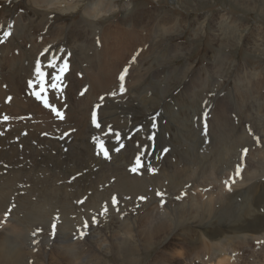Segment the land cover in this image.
<instances>
[{"label":"rangeland","instance_id":"rangeland-1","mask_svg":"<svg viewBox=\"0 0 264 264\" xmlns=\"http://www.w3.org/2000/svg\"><path fill=\"white\" fill-rule=\"evenodd\" d=\"M90 1L93 0H72L73 5L77 6L75 11L59 14L30 8L26 0H0V39L4 40L0 47L5 48L7 42L12 43V49L20 52L17 55L21 58V65L25 68L26 64L32 65L30 71L37 61L40 64L46 61L58 64L53 70L46 63L42 71L44 75L33 78L26 74L23 76L25 69L18 64L12 69L8 67L2 70L1 66L5 64L0 60V75H3L0 80L25 82L26 91L19 81L21 91L26 97H31L22 104V108L27 113L25 108L37 114L52 115L58 124L63 123L66 127L62 126V129L60 126L57 132L56 128L50 127L44 130L49 132H43L33 123L28 129L16 130L13 138L29 140L30 145L39 150H35L36 158L41 161L14 157L12 161L2 163L0 158L3 164H0V241L4 242L2 250L8 249L6 252L19 256L18 262L14 259L10 263L78 264L76 260L84 255L82 251L88 256L84 264L209 263L202 249L191 252L186 249L190 245L182 246L180 241L172 244L176 237L169 230L177 224L175 228L180 226L177 232L186 239L198 241L202 238L210 245L209 249L215 250L218 246L213 247L212 244L219 243L217 237L226 241L241 227L244 228L239 236L263 234V240L260 237L251 243L236 245L238 239L234 240L232 249L227 247L229 249L224 250L230 258L224 255L220 257L229 260L222 264H264V0H108L117 10L108 16L93 19V28L87 24L82 30L87 38L93 39L90 35L98 29L113 28L120 44L129 37L127 32L148 42L152 40L154 32H158V37L155 36L157 49L150 48L146 43H138L124 66L120 68L118 59L113 61L111 71L105 73L112 80L111 83L102 87L97 94L99 96L91 95L84 105L81 104L82 99L80 102L78 98L81 93L84 94L85 86L90 84V71L77 68V63L70 60L79 52L76 50L78 46H83V37L75 38L77 47L73 49L67 31L59 35L54 33L60 26L67 29L77 24ZM1 10H4L3 13ZM138 13L142 16H138ZM18 15L25 19L10 28L11 21ZM151 15L154 18L152 21L134 29L137 16L147 21ZM44 16L55 24L45 21ZM123 17L133 19V25L129 26H133V30L127 31L122 27ZM162 19H170L176 24L165 22L168 26L161 27L162 30L153 27ZM35 24L37 28L45 27V32L53 26L54 32L39 37L34 29ZM6 31L11 35L4 37ZM25 31L33 37L24 34ZM65 40L67 43H64ZM28 43L34 50H28ZM53 44L55 46L51 48ZM98 46L102 48L101 44ZM87 49L82 53L88 59ZM47 56H52V59H47ZM136 56L142 59L141 66ZM65 61L67 70L60 80H54V76L60 75L59 69ZM125 67L128 68L123 81L125 91L121 92L119 74ZM138 67H141L139 73ZM82 72H86L88 78ZM29 80L33 82L31 88L28 87ZM53 84L57 87L53 88ZM37 93L41 99H37ZM7 98L4 103H7ZM45 100L48 107H45ZM80 105L86 110L88 106L89 113L87 117L84 114L79 118L82 121L76 122L77 128L74 124L71 127V117L62 119L51 111L55 107L62 113L61 110L69 106L77 110ZM8 110L12 116L20 113L14 108ZM93 113L99 127L93 123V115H90ZM211 121L214 125L210 124ZM83 128H86L85 131ZM46 135L49 136L47 140ZM200 139L203 144L197 146ZM234 141L238 142L230 148L226 147ZM10 142L9 147L13 149L15 144L12 146L14 142ZM78 144L81 145L79 150L82 155L74 151ZM204 144H208V149ZM218 145L227 149L229 162L225 163L226 159L223 161L219 156L215 158V155L214 160L209 158V150L212 148L213 154ZM9 147L6 145V148ZM193 147H196L199 155L206 154L207 169L203 173L194 171V177L180 180L184 173L182 163H179L175 172L182 184L170 185L168 177L162 173L166 170L163 161L169 158L172 149L189 153ZM105 149L108 150V158L104 156ZM244 149L248 150L246 154ZM137 159L141 163L138 164ZM199 164L196 167L201 170L203 165L201 162ZM213 164L215 169H211ZM9 165L11 169H8ZM237 165L241 168L238 177L235 176ZM133 168L136 170L133 171ZM140 177L160 180V183L140 184L136 181L138 187L147 185L143 192L136 195L130 191L120 193L115 186L119 183L129 190L128 182L122 181ZM2 182L6 188L2 187ZM230 182L234 188L241 182L239 189L233 192L237 200L233 196L230 200L224 196ZM254 185L258 188L256 191L252 190ZM228 200L217 221L208 219L213 216V204ZM37 206L47 210L43 213L44 218L38 217L41 211H32ZM164 217L171 223L161 233L166 239H150V226ZM51 224H56L54 233ZM202 224L209 226L204 230L205 237L200 236ZM10 238L17 241L15 246L9 247ZM0 264H4L3 259Z\"/></svg>","mask_w":264,"mask_h":264},{"label":"bare ground","instance_id":"bare-ground-1","mask_svg":"<svg viewBox=\"0 0 264 264\" xmlns=\"http://www.w3.org/2000/svg\"><path fill=\"white\" fill-rule=\"evenodd\" d=\"M72 1V0H71ZM71 1H67V0H26V3L28 4V7L30 6V8H36V9H42V10H49V11H52V12H55V13H59V14H68V13H73V11H75L76 7L75 5H73V3ZM112 1V0H111ZM127 6H124V9L125 11H128V8H126ZM3 9V7H2ZM5 9V8H4ZM117 10V7L114 6L113 4H111L110 2H108V0H93L92 2L90 1L87 6L84 7L83 11H82V14L80 15V19L78 20L77 24H75L73 27L71 28H67V29H64L62 26H60L59 28L56 29L54 35H59V33H63L65 31H67L66 35H67V38L69 40V42H71L70 46L71 48H75L77 47V43L75 40V38H77L78 36H82L83 37V40L81 42H83V46H78V48L76 50H79V52H76L75 53V56H71V61L72 62H76L77 63V68H82V69H87V71L89 72L90 71V75H89V79H90V84H88L87 86H85V92L83 95H80L82 96L80 98H78V100L81 102V99H82V102L81 104H86L88 102V100L90 99L89 97L91 95H97L101 90H102V87L104 88L105 85H107L108 83L110 84L111 83V79L109 77H107L105 75L106 72H109L111 71L112 67L110 66V64L117 60L118 59V63L120 65V68L121 66L125 64V60L128 58V56L130 55V52L132 49H135L137 44L138 43H146L147 46H150V48H153V49H157V44L155 43V39L158 34V32H154V36L152 37V40H145L143 39L142 37L140 36H132L130 33L127 32V35L129 36L127 39H125L121 44L118 42V38H116L115 36V31L111 29H107V30H103V29H98L96 31L95 34L93 35H90V37H93V39H88L87 36L83 33V29L85 26L88 25H91L92 26V20L99 17V16H108L110 15L111 12ZM4 10H1V12L3 13ZM81 13V12H80ZM7 14V13H6ZM24 14V12H23ZM139 14L141 13H138V16ZM4 15V14H3ZM155 15V14H154ZM27 16V14H26ZM136 17V21L134 23V29H136L139 25L143 24L144 22H150V20L152 21L154 18H153V15L151 16H148V20L147 21H144V18H140V17ZM142 16V14H141ZM4 17V16H3ZM127 18V17H126ZM123 17V21L121 23L122 27L125 28L127 31L129 30H133V26L129 27L130 25H133V19H126ZM13 19V17H12ZM22 19H25L21 16L18 15L17 18L13 19L10 23V26L11 25H15L16 22L22 20ZM139 19V20H138ZM133 21V22H132ZM131 22V23H129ZM165 22H169L168 24H172V25H175L176 23H174L172 20L170 19H162L160 21H158L157 23H155V25H151L153 27L156 26V29H159V28H165L166 26H168ZM128 23V24H126ZM126 24V25H125ZM118 25V24H117ZM198 25V24H197ZM5 26V25H4ZM142 26V25H141ZM8 27V26H7ZM215 27V26H214ZM11 28V27H10ZM93 28V26H92ZM119 28V27H118ZM121 28V26H120ZM159 29V30H162ZM9 29V28H8ZM194 30V29H193ZM10 31V29H9ZM134 32V31H133ZM126 34V33H125ZM117 35V34H116ZM121 35V34H120ZM135 35V34H134ZM156 36V37H155ZM122 38V37H121ZM147 38V37H146ZM28 40V38H26ZM91 40L92 42H87ZM31 41V40H29ZM122 41V40H121ZM80 42V43H81ZM32 43V42H31ZM64 43H67V41L65 40ZM63 43V44H64ZM82 44V43H81ZM92 44V45H91ZM99 44H101L102 48L100 46H98ZM12 45V43H11ZM10 45V43H6V49L4 47H0V60H2L5 64V66H1V69L3 70V68H14L17 66V64L20 66V67H23L25 69V71H23L24 75H30V76H33V78L35 76H37L36 74V71H35V67H36V63L34 64L33 66V70L30 71L31 69V64H26V68L24 66L21 65V58L17 55V54H20V52L18 50H13L12 49V46ZM29 45V43H28ZM97 45V47L95 46ZM94 48L93 50H90L89 52V48ZM119 47V50L115 51V49ZM85 48H88L87 51L89 53V58L87 59L86 56H84V54L82 53L83 50ZM139 50V49H138ZM50 52V51H49ZM73 53V52H72ZM132 53V52H131ZM144 53V52H143ZM51 54V53H49ZM139 56L142 54V51H141V54L138 53ZM22 56V55H21ZM119 56V58H118ZM52 59V56H47V59ZM133 58V57H132ZM24 59V58H23ZM139 59V60H138ZM146 59H147V56H146ZM30 60V59H29ZM136 60L139 64V66H141V64L143 63L142 59L141 58H138V56H136ZM9 63H7V62ZM23 62V61H22ZM49 62V61H48ZM47 61L45 63H41V70L43 71L44 67L46 66V63L49 64ZM50 62H52V60H50ZM59 64H61L59 61H57ZM127 62V61H126ZM56 64V63H55ZM54 64V65H55ZM63 64V63H62ZM16 65V66H15ZM58 65V64H56ZM55 65V66H56ZM59 67V66H58ZM53 70H54V67H52ZM139 68L141 69V67H138L137 68V72L139 73ZM51 69V68H50ZM50 69H48L50 71ZM84 69V70H85ZM123 70V69H122ZM52 71V69H51ZM80 71V70H79ZM121 71V70H120ZM113 72V71H112ZM111 72V73H112ZM2 73V71H1ZM83 73V72H82ZM86 77L88 78V74L86 72H84ZM83 73V74H84ZM122 73V72H121ZM52 74V73H51ZM54 74V73H53ZM116 74V73H115ZM114 74V75H115ZM113 75V74H112ZM120 75V74H119ZM1 76V75H0ZM3 76V75H2ZM1 76V77H2ZM80 76V75H78ZM20 78V77H19ZM117 78V77H116ZM1 79V78H0ZM88 79V80H89ZM3 80V79H2ZM0 80V106H1V110H0V158L2 159V163L5 162V161H8V160H11L12 161V158H23V159H27L29 158L30 161L34 162H38V161H41V159L39 158H36V156H38L35 152V150L37 149H34L31 145H30V142L29 140L27 141H23V140H16L15 138H13V136L16 134V130L20 129V128H25V129H28L33 123L38 125L39 129L43 132H46L44 131L45 129H49L50 127H54L56 128L57 130H55L56 132L58 131V128L61 126H64L63 123H60L58 124L55 119L53 118L52 115H47V114H44L42 115L41 113L40 114H37L36 112H31L30 109L28 108H25L28 110V113H31V114H28L26 110H24V108H22V104L24 105L25 102H28L30 97L31 96H28L26 97L22 91H21V87L19 85V81L24 85L25 87V91L27 90V85L25 84V82H23L22 80H18L16 82H11L10 81H2ZM117 80V79H116ZM114 82V81H113ZM116 83V82H115ZM119 83H120V80H119ZM124 83V82H123ZM114 84V83H113ZM203 84V83H201ZM59 85V84H58ZM107 87V86H106ZM59 88V87H58ZM57 88V89H58ZM59 90V89H58ZM83 90V89H82ZM51 92L53 91V89L50 90ZM49 92V91H48ZM47 92V93H48ZM50 92V93H51ZM56 92V91H55ZM54 92V93H55ZM107 92V91H106ZM147 92V91H146ZM53 93V94H54ZM52 95V94H51ZM99 96V95H97ZM8 97V98H7ZM9 97L11 99H9ZM49 97V96H48ZM54 97V96H53ZM77 97V96H76ZM8 99L6 102L7 103H4L5 99ZM50 98V97H49ZM95 98V96L93 97ZM98 98V97H96ZM184 99V98H183ZM76 100V99H75ZM94 100V99H92ZM99 100V99H98ZM77 101V100H76ZM91 101V100H90ZM31 102V101H30ZM75 102V101H74ZM78 102V101H77ZM96 102V101H95ZM100 102V101H99ZM103 102V101H102ZM72 103V102H71ZM90 104V102H89ZM26 105V104H25ZM28 105V104H27ZM77 105V103L75 104ZM31 106V105H29ZM83 106V105H82ZM96 106V105H95ZM102 106V105H101ZM26 107V106H25ZM81 107V105H80ZM80 107L79 109L75 110L74 107H65L62 112V119H66L68 117H71V120L72 122L70 123L71 127L73 126L74 124V127L76 126V122H78L79 118H81L84 114L86 115V117L88 116L87 113H89V108L87 106V110L86 108L80 110ZM175 107V106H174ZM8 108H14V110H18L20 111V113H18V115L16 116H12V114L10 115V113L8 112ZM34 109V108H33ZM8 110V111H7ZM38 110V109H37ZM93 110V109H92ZM97 110V109H96ZM100 110V109H99ZM34 111V110H32ZM40 112V111H39ZM214 112V111H213ZM12 113V111H11ZM44 113V112H43ZM47 113V112H46ZM7 116L9 117L8 120H4V117ZM25 116H28L27 119H25L24 117ZM100 119V118H99ZM80 121V120H79ZM82 121V120H81ZM80 121V122H81ZM84 121V120H83ZM60 122H63L62 120ZM115 122V121H114ZM129 122V120H128ZM88 123V122H87ZM86 123V126L89 124ZM124 123V122H123ZM212 123V121L210 122V124ZM209 124V125H210ZM213 124V123H212ZM70 125H69V128H70ZM80 125V123L78 124ZM214 125V124H213ZM65 127V126H64ZM73 127V128H74ZM79 127V126H78ZM66 128V127H65ZM64 128V129H65ZM68 128V127H67ZM77 128V127H75ZM63 129V127H62ZM84 131L86 128H83ZM105 129V127H104ZM67 130V129H66ZM64 130V131H66ZM79 130V129H77ZM63 131V133H65ZM68 131V130H67ZM66 131V132H67ZM70 131V130H69ZM3 132V133H2ZM49 132V131H47ZM73 132V131H72ZM78 133V132H77ZM83 133V132H82ZM81 133V134H82ZM96 133V132H95ZM74 134V133H73ZM223 134V133H222ZM242 134V133H241ZM51 135V134H50ZM70 135V134H69ZM12 136V139L11 137ZM52 136V135H51ZM70 136H73V135H70ZM81 137V135H79ZM78 136V137H79ZM89 136V135H88ZM48 135L45 136V139L47 138L48 139ZM54 137V136H53ZM77 137V138H78ZM75 138V137H74ZM85 138V137H84ZM81 137V139H84ZM43 139V138H42ZM46 139V140H47ZM80 139V138H79ZM80 139V141L82 142V140ZM14 142L12 144V146L14 145V148L12 149L11 147H9L11 144V141ZM45 140V141H46ZM78 140V139H77ZM85 140V139H84ZM201 140V139H200ZM64 141V140H63ZM86 142V141H84ZM167 142V141H166ZM207 142H209V140H207ZM238 141H234L233 143H230L228 145H226L227 148H230L231 145L233 144H236ZM168 143V142H167ZM68 144V143H67ZM66 144V145H67ZM81 144V143H80ZM78 144L76 146H79L78 148H74V151L77 152V154H80L82 155V153L80 152V148H81V145ZM83 144V143H82ZM169 144V143H168ZM203 142L202 140L199 142V145L197 146H200L202 145ZM6 145L8 148H6ZM22 145L21 148H19L18 146ZM205 147L208 145V144H204ZM52 146V145H51ZM65 146V145H64ZM84 146V145H83ZM196 146V147H197ZM219 148L217 147V149L213 152H211V149L209 150L210 153H211V157L209 158H212L213 159V156L215 155L217 158V156H219L221 159H223V161L226 159V162H229V159L230 157L228 156V151L226 148H223L221 147L220 145H218ZM196 147H193L189 153H186L184 152V150H176V149H172L170 150L169 152V158H166L163 163L165 164V167H166V170L165 171H162V173H164V176L165 177H168V182L170 183V185H176L181 181H179V176H177L176 172L177 170H175V167L179 165V163H182V172L184 173L183 175V178L180 179V180H184V179H188V177H194L193 176V172L194 171H197V172H202L204 171V169L208 166L207 165V162L208 161H205L207 158H206V154H201L199 155L197 153V149ZM203 147V146H202ZM11 148V149H10ZM46 148V147H45ZM63 148V147H61ZM65 148V147H64ZM67 148V147H66ZM163 148V146H162ZM208 149V147H206ZM38 150V149H37ZM48 152H49V149L47 148ZM56 150V148H55ZM63 150V149H62ZM61 150V151H62ZM39 151V150H38ZM220 151H222L220 153ZM45 152V151H44ZM47 152V151H46ZM47 152V153H48ZM160 152V151H159ZM19 155H18V154ZM52 153V152H51ZM55 153V152H54ZM61 153V152H60ZM117 154V153H116ZM53 154H51L52 156ZM55 155V154H54ZM186 155V156H185ZM50 156V157H51ZM49 157V158H50ZM150 157V156H149ZM165 157V156H164ZM175 157H178V159L176 160ZM45 159H47L45 157ZM17 160V159H16ZM73 160V159H72ZM202 160H204V162H202ZM214 160V159H213ZM20 161V160H19ZM123 161V160H122ZM59 162V161H57ZM199 162L202 163L203 167H201V170L198 169L196 166L200 165ZM215 162V161H214ZM0 163V164H2ZM11 163V162H10ZM9 163V164H10ZM45 163V162H44ZM141 163V162H140ZM13 164V163H12ZM61 164V163H60ZM144 164V163H143ZM219 164V163H218ZM3 165V164H2ZM11 165V164H10ZM9 165V166H10ZM36 165V164H35ZM226 165V164H225ZM61 166V165H60ZM170 166L172 168H170ZM2 167V166H1ZM7 167V166H6ZM34 167V166H33ZM51 167V166H50ZM59 167V166H58ZM215 164H213L211 166V169H215ZM6 169V168H5ZM8 169H11V166L10 168ZM32 169V168H31ZM80 169V168H79ZM207 169V168H206ZM217 169V168H216ZM2 170V169H1ZM34 170V169H33ZM43 170H44V167H43ZM38 171V170H37ZM56 171V170H55ZM161 171V170H160ZM6 172V171H5ZM9 172V170L7 171ZM51 172V171H50ZM10 173V172H9ZM53 173V172H52ZM33 174V173H32ZM40 174V172H39ZM229 174V173H228ZM27 175H29L27 173ZM84 175V174H83ZM142 175V174H141ZM33 176V175H32ZM143 176V175H142ZM9 177V176H7ZM14 177V176H13ZM20 177V176H19ZM37 177V176H36ZM147 177V176H146ZM5 178V177H4ZM3 178V179H4ZM28 178V177H26ZM30 178V176H29ZM47 178V177H46ZM52 178V177H51ZM6 179V178H5ZM37 180V178H35ZM1 180V179H0ZM8 180V179H7ZM152 178H149V180L145 177H140L138 179H135V178H131L129 180H126V181H122V182H128V186L130 187V189H126L125 187H122L121 184H117L115 185L116 188L121 192H124V193H128V191H130V193H133V194H137L138 192H143L146 188H147V185H143V186H140L138 187L139 185L136 183V181H139L140 184H144V183H153L155 181L159 182L160 183V180H154V181H151ZM4 182V180H2ZM18 181V180H17ZM26 181V180H25ZM151 181V182H149ZM221 181V180H220ZM229 181H232V180H229ZM3 182H2V187L7 184V182L5 181L6 184L3 185ZM12 182V181H11ZM15 182V181H14ZM24 182V181H23ZM132 182H135V184H133ZM223 182V181H221ZM225 182V181H224ZM1 184V183H0ZM11 184V183H9ZM8 184V185H9ZM223 184V183H222ZM231 184V182H230ZM229 183L227 184L228 186V191H226V193L224 194V196L229 199L231 198L232 196L234 197V200H237L235 195L233 194L234 191H237L239 188V186L241 185V182L239 183V185L234 188V186L231 184L230 185ZM20 185V184H19ZM41 185V184H39ZM49 185V184H48ZM1 186V185H0ZM10 186V185H9ZM23 186V185H22ZM47 186V185H46ZM255 186V185H254ZM252 187V190L253 191H256L258 188L255 186V187ZM217 187V186H216ZM6 188V187H5ZM8 188V187H7ZM229 188H231V190H229ZM9 189V188H8ZM17 189V188H16ZM149 189V188H148ZM7 190V189H6ZM11 190V189H10ZM2 191V190H1ZM8 191V190H7ZM2 192H5L4 190ZM14 193V192H13ZM17 193V192H16ZM246 192H244L245 194ZM6 194V192H5ZM241 195V194H240ZM251 196V195H250ZM127 197V196H126ZM230 200V199H229ZM229 200L225 203H221V204H213V207H212V213H213V216L211 218H208V219H211L213 221H217L216 219L218 218L219 214L221 215L222 214V211H223V208L225 207V205L227 203H229ZM36 211H41V214L38 216V217H43L44 218V211H47L45 208H41V207H35L32 211L35 212ZM221 210V211H220ZM209 211V210H208ZM225 211V210H224ZM227 211V210H226ZM29 213H32V212H29ZM206 213V212H205ZM243 213V212H241ZM33 214V213H32ZM239 214V213H238ZM240 215V214H239ZM24 218V217H23ZM22 218V219H23ZM34 218V216H33ZM64 218V217H63ZM30 219V217H29ZM78 219V218H77ZM26 220V219H24ZM28 220V219H27ZM77 221V220H76ZM170 220L165 218L162 220V221H156L154 222L150 228L152 229V231L150 230V233H151V237L150 239H154V238H157V237H162L161 236V233L169 228L171 225V223L169 222ZM69 222V221H68ZM67 222V223H68ZM75 222V221H74ZM52 225V224H51ZM79 225V223H78ZM213 225V223H212ZM75 226V225H74ZM177 226V224H174L173 227L174 228H171L169 230V232L172 233L173 236H175V242L172 244L175 245V244H178L177 242L180 241L179 244H182V246L186 245L187 247H189L190 245V248H186L187 251L191 250V252H197L196 249H202L203 252L205 253L206 257L209 258V260L207 262V264H222V263H225L226 261H229L227 260L224 256L226 257H229L227 255V253L224 252V250L229 247L231 248L232 247V242L234 240H237L236 242V245L237 243H240V244H243L245 242H248V243H251L252 241H255L256 239H259L260 237L262 238L263 240V234H260L258 236H255V237H246V236H239V232H241L243 230L244 227H241L240 231H236L234 232V236H229L227 237V240H222L220 238L217 237V240L219 241V243H214L212 244V246L214 247H217V250L213 249V248H210L208 246H210L208 243L206 242H203V239L200 238L198 241H193V240H189V239H186L184 237L183 234L181 233H178L179 231V228H175ZM241 226V225H240ZM208 225H205V224H202V232L200 234L201 237H205L203 236L204 235V230H207L208 229ZM178 229V230H177ZM13 230V229H12ZM178 231V232H177ZM17 232V231H15ZM199 232V233H200ZM257 232H260L259 230H257ZM242 233V232H241ZM81 234V233H80ZM212 234V232H211ZM259 234V233H258ZM225 235V234H223ZM57 237V236H56ZM180 237H183L182 239ZM163 239H166L164 237H162ZM209 238V237H208ZM13 238H10L9 240V247L11 246H15V244L17 243L16 240H12ZM174 239V238H173ZM207 240V239H206ZM200 242V243H199ZM167 243V242H166ZM192 243L195 244L194 246H192ZM199 243V244H198ZM171 244V243H170ZM198 244V245H197ZM231 244V246H229ZM19 245V244H18ZM235 245V244H234ZM235 245V248H238L236 247ZM199 246H201L200 248H198ZM219 246H220V249H219ZM2 247H4V242L0 241V260L3 259V263L4 264H7V263H10L12 261H14V259H16L18 262V255L15 254H10L8 252H6L5 250H2ZM8 247V248H9ZM18 247V246H17ZM227 248V249H229ZM241 248V247H239ZM243 248V247H242ZM232 249V248H231ZM242 250V249H241ZM211 251V253L209 252ZM228 251V250H227ZM210 255H209V253ZM19 253V252H18ZM25 254V253H24ZM82 254H84L83 256H81L80 258H78L76 261H78V264H84L87 260L86 258L88 257L87 256V253L85 251H82ZM69 255V254H68ZM220 255H224L223 258L220 257ZM9 257V258H7ZM261 257V255H260ZM77 258V257H76ZM230 258V257H229ZM23 259V258H22ZM21 261V260H20ZM22 264V261L20 262ZM12 264V263H10ZM15 264V263H14ZM17 264V263H16ZM26 264V262H25ZM75 264V262H74ZM233 264V262H232Z\"/></svg>","mask_w":264,"mask_h":264},{"label":"snow or ice","instance_id":"snow-or-ice-1","mask_svg":"<svg viewBox=\"0 0 264 264\" xmlns=\"http://www.w3.org/2000/svg\"><path fill=\"white\" fill-rule=\"evenodd\" d=\"M9 27H11V26H9ZM10 35H11L10 32H8V31L4 32V37H8ZM3 42H4V40L3 39H0V43H3ZM45 51H47V50H45ZM53 59H55V57H53ZM133 60H135V57H133ZM49 67H55V65L49 63ZM67 67H68L67 61H65L64 65L59 69L60 75L54 76L53 79L54 80H60L61 77H62V75H63V73L67 70ZM35 71H36V74H37L38 77H42L44 75V73L41 70V64H40L39 61L36 62ZM127 72H128V68L125 67L124 70H123V72L119 76V80L121 81V84H120V91L121 92H124L125 91L123 81L125 79V74ZM32 86H33V82L31 80H29L28 81V87L31 88ZM52 87L53 88H56L57 85L56 84H53ZM41 89L43 90V81L42 80H41ZM81 94L83 95V93H81ZM112 94L115 95V93H112ZM36 96H37V99H41L42 98L40 96V94H38V93L36 94ZM9 99H11V98L9 97ZM101 99H103V98H101ZM44 103H45V107H48L49 106L48 105V102L46 100L44 101ZM51 111L54 112L57 117L62 118V113L59 112L55 107H52ZM205 115H207V113H205ZM8 119H9V117H7V116L4 117V120L5 121L8 120ZM93 123L96 124L97 127H99V124L96 121V115H95V113H93ZM153 127H155V125H153ZM206 127L207 126L205 125V129H206ZM116 150L119 151L118 148ZM247 151H248L247 149H244L243 150V152L245 154L247 153ZM104 156H105V158H108V150L107 149L104 150ZM137 163L138 164L140 163L139 159H137ZM132 170L135 171L136 169L133 168ZM240 173H241V168H240L239 165H237L236 170H235V176H237V177L240 176ZM229 190H231V188H229ZM141 199H144V197H141ZM113 203L114 204L116 203L115 197H113ZM105 211H107V209H105ZM93 223H95V218H93ZM84 226L87 227L88 226L87 223H85ZM52 229H53V233H54L55 232V229H56V224H52Z\"/></svg>","mask_w":264,"mask_h":264}]
</instances>
